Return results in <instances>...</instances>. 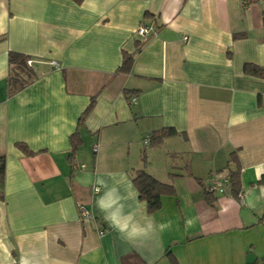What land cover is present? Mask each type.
Returning a JSON list of instances; mask_svg holds the SVG:
<instances>
[{
	"label": "crops",
	"instance_id": "obj_1",
	"mask_svg": "<svg viewBox=\"0 0 264 264\" xmlns=\"http://www.w3.org/2000/svg\"><path fill=\"white\" fill-rule=\"evenodd\" d=\"M263 13L264 0H0V264H264V77L243 69L264 68ZM11 51L36 75L14 93ZM164 128L176 134L151 145ZM140 170L171 187L156 211Z\"/></svg>",
	"mask_w": 264,
	"mask_h": 264
},
{
	"label": "trees",
	"instance_id": "obj_2",
	"mask_svg": "<svg viewBox=\"0 0 264 264\" xmlns=\"http://www.w3.org/2000/svg\"><path fill=\"white\" fill-rule=\"evenodd\" d=\"M263 24H264V13H263ZM3 38L0 36V41ZM28 56L17 53L9 52L8 53V64H9V77H8V86L9 92L14 93L17 90L21 89L28 83H30L34 78H36L35 73L27 67L26 60ZM132 66V56L124 55L122 66L120 71L129 72ZM246 73H251L260 77H264V68L257 67L252 64H245L243 67ZM93 103V101H92ZM91 107V105H90ZM90 107L84 112L81 119L89 112ZM80 119V121H81ZM79 121V122H80ZM176 134V131L173 128H164L159 131H155L149 138L151 145H158L161 143L163 138L170 137ZM72 147L75 150L78 146L79 139L77 132L74 133L71 137ZM17 146L28 152L25 145L18 143ZM5 160L3 156H0V182L4 176ZM133 184L139 192L140 199L144 200L147 204V208L150 212L156 211L160 207V196L164 193H170L171 187L167 184L161 183L156 180L154 177L149 175L147 172L140 170L137 171L135 176L132 179ZM230 182L237 188L238 184V172L230 173ZM172 264H177L172 261Z\"/></svg>",
	"mask_w": 264,
	"mask_h": 264
},
{
	"label": "built area",
	"instance_id": "obj_3",
	"mask_svg": "<svg viewBox=\"0 0 264 264\" xmlns=\"http://www.w3.org/2000/svg\"><path fill=\"white\" fill-rule=\"evenodd\" d=\"M152 28L150 26H139L137 29V34L140 35L142 38H147L151 33H152ZM27 64H31V60H27L26 61ZM134 101V99H133ZM94 150H96V147L94 148ZM83 167V165H82ZM211 190L212 191H222V184L219 180H214L211 183ZM92 191L96 194L98 193L100 190L98 187H93ZM239 199H242V195L238 194ZM78 213H79V217L82 220H91L94 218L92 212L90 211V209H88L86 206L84 205H79L78 207Z\"/></svg>",
	"mask_w": 264,
	"mask_h": 264
},
{
	"label": "water",
	"instance_id": "obj_4",
	"mask_svg": "<svg viewBox=\"0 0 264 264\" xmlns=\"http://www.w3.org/2000/svg\"><path fill=\"white\" fill-rule=\"evenodd\" d=\"M251 257H252V256H251ZM251 257H250V258H251Z\"/></svg>",
	"mask_w": 264,
	"mask_h": 264
}]
</instances>
